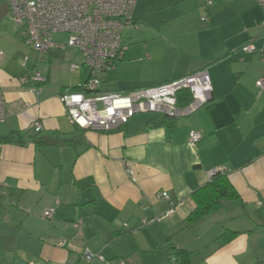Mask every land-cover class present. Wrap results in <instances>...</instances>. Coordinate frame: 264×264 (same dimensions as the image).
Instances as JSON below:
<instances>
[{
  "label": "crops",
  "instance_id": "0c3cea01",
  "mask_svg": "<svg viewBox=\"0 0 264 264\" xmlns=\"http://www.w3.org/2000/svg\"><path fill=\"white\" fill-rule=\"evenodd\" d=\"M133 20L140 28L123 41V59L97 75L99 92L128 94L206 70L212 100L173 125L152 126L158 115L142 113L111 132H82L60 99L91 78L81 52L55 41L43 56L29 48L0 0L9 111L0 123V264H264L263 6L138 0ZM247 44L257 51L244 52ZM36 70L47 82L24 85ZM192 131L201 135L196 147ZM215 169L238 197L190 224L193 193ZM86 249L103 260L88 262Z\"/></svg>",
  "mask_w": 264,
  "mask_h": 264
},
{
  "label": "built area",
  "instance_id": "2783aa9c",
  "mask_svg": "<svg viewBox=\"0 0 264 264\" xmlns=\"http://www.w3.org/2000/svg\"><path fill=\"white\" fill-rule=\"evenodd\" d=\"M264 8V0H256ZM138 0H8L14 23L26 45L45 55L55 47L54 35L67 34L68 41L63 49L74 48L84 57V66L91 78L85 84L86 92H66L60 95L66 115L79 130L111 132L127 125L138 114H155L175 117L181 112H194L212 100V82L208 71L203 70L184 78L162 85L135 90L128 94L100 93L97 75L111 70L125 54L123 33L127 28L139 29L133 15ZM206 20V19H204ZM244 52L254 53L253 44L245 45ZM72 71L76 70L72 66ZM47 82V77L34 71L22 78L24 85H37ZM264 89V79L257 82ZM189 92L193 101L186 109L178 107V96ZM5 95L0 91V123L8 117ZM42 130L41 124L35 127ZM201 135L190 133L189 143L196 147ZM128 175L136 182L132 168L126 164ZM221 169L207 173L209 180ZM0 193L4 195V192ZM168 199V194H161ZM55 210L45 212L47 220L54 219ZM82 222H80L81 224ZM62 240L60 247H68ZM88 262L103 257L86 249L83 254Z\"/></svg>",
  "mask_w": 264,
  "mask_h": 264
},
{
  "label": "trees",
  "instance_id": "16d2710c",
  "mask_svg": "<svg viewBox=\"0 0 264 264\" xmlns=\"http://www.w3.org/2000/svg\"><path fill=\"white\" fill-rule=\"evenodd\" d=\"M88 81V80H87ZM87 81L81 85L79 88L71 90V92L85 91V84ZM193 101L192 95L189 92H182L178 96V107L185 108ZM173 117L166 115H158L156 118L150 120L149 124L152 126L161 125H173ZM85 132L83 130H80ZM238 197L237 192L234 190L226 174L218 173L211 180L200 189L193 193V200L196 204V208L188 217V223H194L198 219L219 210L225 201L235 199ZM237 233H231L230 235L225 234L222 238L223 243L229 242L233 235ZM177 255L182 256L181 259H185L188 253L185 251L177 252Z\"/></svg>",
  "mask_w": 264,
  "mask_h": 264
},
{
  "label": "rangeland",
  "instance_id": "374dc122",
  "mask_svg": "<svg viewBox=\"0 0 264 264\" xmlns=\"http://www.w3.org/2000/svg\"><path fill=\"white\" fill-rule=\"evenodd\" d=\"M132 32H133L132 28H127L124 31V33H123V41H125V43L127 42V44H128V42L130 41V39L128 40V38L131 37L130 34H132ZM54 41L55 42H61V43H67V41H68V35L67 34L54 35ZM82 56H83V54H82ZM83 59H84V57H83Z\"/></svg>",
  "mask_w": 264,
  "mask_h": 264
}]
</instances>
